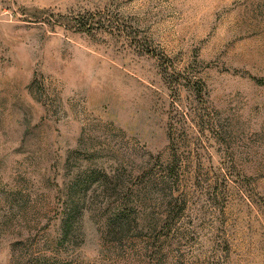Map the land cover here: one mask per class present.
Returning a JSON list of instances; mask_svg holds the SVG:
<instances>
[{
    "label": "rangeland",
    "instance_id": "obj_1",
    "mask_svg": "<svg viewBox=\"0 0 264 264\" xmlns=\"http://www.w3.org/2000/svg\"><path fill=\"white\" fill-rule=\"evenodd\" d=\"M0 264H264V0H0Z\"/></svg>",
    "mask_w": 264,
    "mask_h": 264
},
{
    "label": "trees",
    "instance_id": "obj_2",
    "mask_svg": "<svg viewBox=\"0 0 264 264\" xmlns=\"http://www.w3.org/2000/svg\"><path fill=\"white\" fill-rule=\"evenodd\" d=\"M94 24L95 22L94 21H91V20H81L77 23V26L80 28V29H83V30H86V31H91L92 29H94ZM121 226V224H120Z\"/></svg>",
    "mask_w": 264,
    "mask_h": 264
}]
</instances>
